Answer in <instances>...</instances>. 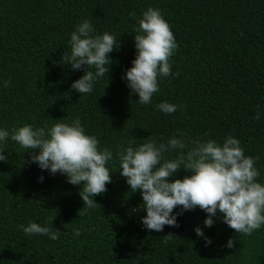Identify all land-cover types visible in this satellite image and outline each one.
I'll return each mask as SVG.
<instances>
[{"label": "trees", "instance_id": "16d2710c", "mask_svg": "<svg viewBox=\"0 0 264 264\" xmlns=\"http://www.w3.org/2000/svg\"><path fill=\"white\" fill-rule=\"evenodd\" d=\"M148 7L158 8L170 25L178 45L170 63L178 74L158 77L159 91L142 105L121 77L135 58L134 28ZM83 19L98 33L114 34L119 45L109 53V72L87 94L70 88L83 70L61 59ZM163 101L176 111L158 110ZM76 118L113 152L111 182L89 208L80 185L42 171L29 163L27 149L6 141L0 264H264V226L240 234L215 218L204 227L199 206L178 215V226L145 229L142 197L120 175L116 155L146 139L166 142L183 134L222 143L232 135L255 159L257 179L264 182V0H0V126ZM188 174L181 168L174 178ZM30 221L59 229L58 239L24 233ZM197 225L210 245L195 234ZM229 238L233 248L224 246Z\"/></svg>", "mask_w": 264, "mask_h": 264}, {"label": "clouds", "instance_id": "9594fccd", "mask_svg": "<svg viewBox=\"0 0 264 264\" xmlns=\"http://www.w3.org/2000/svg\"><path fill=\"white\" fill-rule=\"evenodd\" d=\"M134 32L135 58L121 78L132 93L138 94V103L147 105L159 91L158 77L178 74L172 72L170 63L178 45L158 8L143 11ZM118 47L114 34L96 32L91 20L78 23L69 35L70 50L61 58L71 69L84 72L70 88L80 94L91 93L95 82L109 72V53ZM3 83L7 85L8 81ZM156 108L171 114L177 106L163 101ZM182 137L173 135L166 142L146 139L135 147L129 143L116 154L120 175L126 178L130 190H139L142 197L141 207L146 211L141 218L143 227L161 232L165 225L178 226L177 216L197 206L206 213L204 227H212L215 218L240 234H251L264 226V182L257 179L260 171L255 159L244 154L240 141L232 135L222 143ZM8 140L27 149L29 163L52 175L59 172L68 183L80 185L84 206L95 207L94 196L104 193L111 182L108 165L113 152L101 148L97 137L85 132L79 118L42 127L29 123L12 128L0 126V161L7 160L4 144ZM169 152L177 154L166 158ZM181 168L189 174L174 178ZM38 179L42 182L44 177ZM178 207L179 212H174ZM193 230L204 239L205 246L212 243L202 227L197 225ZM22 231L47 235L52 240L58 239L60 232L35 221L22 226ZM224 246L233 248V239L229 238Z\"/></svg>", "mask_w": 264, "mask_h": 264}]
</instances>
